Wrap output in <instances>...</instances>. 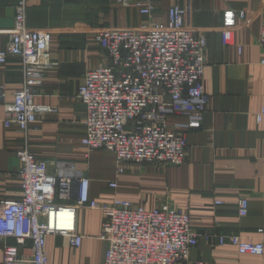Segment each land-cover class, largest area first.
<instances>
[{"label":"crops","instance_id":"crops-1","mask_svg":"<svg viewBox=\"0 0 264 264\" xmlns=\"http://www.w3.org/2000/svg\"><path fill=\"white\" fill-rule=\"evenodd\" d=\"M17 1L0 0V53L9 49ZM129 1H152L155 20L161 22L167 21L170 8L180 5L187 10L188 25L208 38L204 86L210 102L202 128L188 133L187 162L181 167L131 164L119 174L112 152H89L81 142L86 129L79 88L88 70L108 62L96 33L106 28L142 29L149 18L112 0H30L27 24L52 33L51 53L56 63L43 72L35 102L54 107L57 113L41 116L36 131L8 129L0 98V202L22 198L17 152L27 147L37 159L50 164L75 163L90 179L91 200L111 203L122 198L147 208L168 204L189 213L199 245L187 261L178 264H264V254L240 255L236 248L218 242L223 235L255 242L264 239V120L257 123L255 116L264 109L259 44L264 0ZM228 10L245 12L246 17L237 23L235 44L225 48L221 30ZM23 84L21 60L8 55L7 62L0 63V89L4 88L7 102L13 101ZM185 121L179 116L168 119L169 124ZM116 180L118 189L113 190L109 184ZM241 198L249 201L245 218L238 216ZM70 215L73 231L83 237L82 245L73 247L65 235L47 236L50 264H104L107 244L99 239L102 214L79 209ZM7 246L17 247L22 259L32 257L31 241L18 245L15 239L0 238V262Z\"/></svg>","mask_w":264,"mask_h":264},{"label":"built area","instance_id":"built-area-1","mask_svg":"<svg viewBox=\"0 0 264 264\" xmlns=\"http://www.w3.org/2000/svg\"><path fill=\"white\" fill-rule=\"evenodd\" d=\"M29 1H17L9 49L0 53V63H6L8 55L22 62L23 87L11 102L6 101L1 87L0 98L5 127L24 133L36 131L41 116L57 113L56 108L35 102V88L42 85L43 72L56 63L51 53L52 33L27 24ZM112 1L138 10L149 22L138 30L106 28L96 33L108 62L88 70L79 88L86 129L81 142L89 152H112L119 174L131 164L181 167L189 156L188 133L202 128L210 102L204 86L208 38L188 25L187 10L180 5L170 8L167 21L161 22L155 20L152 1ZM245 17V12L224 13L223 47L235 44L234 31ZM259 44L264 65V25ZM171 116L186 121L169 124ZM255 116L261 123L264 109ZM17 157L23 195L20 200L0 202V238L15 239L18 245L31 241L32 257L22 259L17 247L7 246L0 264H50L46 238L51 234L68 236L72 246L79 248L83 237L69 222L70 214L79 209L102 214L99 239L107 244L104 264H178L187 261L199 245V235L186 211L168 204L147 208L122 198L100 203L91 200L90 179L75 163L50 164L37 159L27 147ZM109 186L117 190V180ZM248 214L249 201L241 198L238 216ZM218 242L236 248L240 255L264 254V239L255 242L223 235Z\"/></svg>","mask_w":264,"mask_h":264},{"label":"rangeland","instance_id":"rangeland-1","mask_svg":"<svg viewBox=\"0 0 264 264\" xmlns=\"http://www.w3.org/2000/svg\"><path fill=\"white\" fill-rule=\"evenodd\" d=\"M113 29H116V28H113ZM109 164V163H108ZM141 166H146V165H141ZM151 166H153V165H151ZM154 166H163V165H154ZM147 167V166H146ZM165 167V166H164ZM160 206H162V205H160ZM183 211V210H182ZM198 247V246H197Z\"/></svg>","mask_w":264,"mask_h":264}]
</instances>
